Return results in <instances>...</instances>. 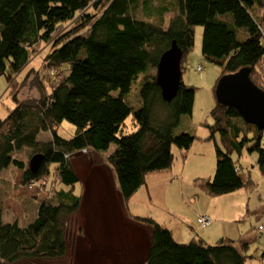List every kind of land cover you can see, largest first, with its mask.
Instances as JSON below:
<instances>
[{
    "label": "trees",
    "instance_id": "trees-1",
    "mask_svg": "<svg viewBox=\"0 0 264 264\" xmlns=\"http://www.w3.org/2000/svg\"><path fill=\"white\" fill-rule=\"evenodd\" d=\"M174 2L164 28L157 0H0V77L15 81L39 43L49 45L47 64L63 74L51 83L50 91L37 82L39 95L29 100L14 94L15 108L0 117V173L12 166L22 171L23 187H41L46 176L52 178L42 190L53 186L39 202L36 218L26 224L1 222L0 197V264L66 257V226L81 207V196L74 193L80 182L71 160L74 153H103L114 145L107 162L126 202L146 184L148 174L171 169L175 148L190 149L198 138L189 120L197 88L183 79L186 58L182 83L170 102L164 101L152 72L173 41L188 57L195 45V27H203L202 55L222 68L221 77L250 68L252 81L264 89V0ZM149 8L154 10L148 20ZM140 9L142 17H137ZM211 118L207 139L219 136L217 165L214 177L202 186L208 196L220 197L247 186L235 155L241 157L247 150L258 156L264 169V132L244 122L236 109L218 103ZM63 121L75 127L70 139L59 134ZM247 130L255 137H248ZM44 132H51L52 140L40 141ZM23 150L43 156L38 172H31L19 157ZM55 175L56 184L65 188L55 187ZM11 189L8 196L19 186ZM141 218L134 220L148 224L151 232L145 264H248L247 244L230 238L214 245L202 239L182 244L166 227Z\"/></svg>",
    "mask_w": 264,
    "mask_h": 264
},
{
    "label": "rangeland",
    "instance_id": "rangeland-1",
    "mask_svg": "<svg viewBox=\"0 0 264 264\" xmlns=\"http://www.w3.org/2000/svg\"><path fill=\"white\" fill-rule=\"evenodd\" d=\"M157 1L159 3V10L157 12L164 14L166 22L165 25H163L164 28H167L170 18L172 17L171 15L173 14L172 10L175 0ZM164 6L168 9H161V7ZM152 10H154V8H149L147 10L148 12L146 11L145 13V15L147 14L146 18L148 20L149 17H152ZM141 13L143 14L142 9H140V13L137 12L135 15H138L137 17H142ZM150 21L154 22V18ZM156 23L160 24V22ZM202 38L203 27H195V45L193 51L185 59V66L187 69L184 71L183 79L189 85L197 88L195 110L192 117H189V120H191L196 134L201 133L203 135H209V129H204L202 123L211 120V111L217 104L214 88L221 77L222 68L203 57ZM48 44L52 43L50 42ZM50 50L49 45L43 43L37 44L32 59L19 77H17L15 80L16 82L13 80L11 83H8L5 77H0V117H4L8 111L15 106V101L12 99L14 94H18L19 98L22 100H29L39 95L40 91L37 82L41 84L44 90L50 91L51 83H54L63 76V74H57L58 72L52 75L54 71L50 68L54 67L44 64V62H47L46 58ZM200 68L201 70H199ZM152 72L157 77V71L152 69ZM59 75H61V77H58ZM27 76L28 78H26ZM134 87H137V85ZM134 94L135 90L133 96ZM129 124L131 125V120H129ZM180 131L181 130H179V133ZM247 132L248 137H255L252 131L247 130ZM59 134L65 139H70L75 134V127L68 121H63ZM38 139L42 142L49 141L50 136L48 133L44 132L39 135ZM212 146L215 148V141L213 140L212 145L206 148L211 149ZM114 150L115 146L113 145L109 151L103 153L87 150L78 151L71 156L74 168L81 181L77 189L74 190L75 194L81 196V207L77 214L70 217L66 226V239H70L68 242H71L69 244V255H66L63 259L44 260L39 263L37 262V264H145L151 240V232L149 227L146 228L142 226V224H137L134 220V216L147 215L140 214L146 212V210L142 208L144 205L148 211V215H151L150 218L152 217L151 219L161 223L168 229L170 226V203L166 205L154 203V205H151L149 199L144 200L145 196H143V192L145 193L149 187L148 184L147 186L144 185L141 187L139 190L141 192L135 196L133 204L131 199L126 202L123 201L119 193L116 175L114 176L113 173H108L107 169H104L111 168L107 162V158ZM31 155L29 150H23V152L19 154V157L28 165L30 159L33 157V155ZM234 157L235 160H237V156L235 155ZM256 162H258V156L255 155L253 159L246 150L244 157L241 158L238 165L240 166L241 164L243 171L248 175L245 179L247 186L243 188L250 187L251 189L256 185L253 190L257 197L258 194H261L262 200L264 201V169L256 165ZM164 172L165 171L157 172V174H164ZM249 172L251 173L250 176ZM21 174L22 171L12 166L0 173V179L5 183L4 185L2 184L3 186H0V197L3 198L1 201L4 204V212H2L1 215L2 223H9L11 222L10 220L18 218L16 221L23 224L25 220L24 213H28L36 201L39 203L46 199L53 191V186L49 188V185L45 190H42V188L45 187L44 183H46L47 180L50 181L52 176H46L42 179L43 183H41V187L35 186L27 188L23 187L19 182ZM257 181L260 182L263 191L258 186ZM58 182V177L55 175V187L57 189L63 188L62 185L56 184ZM18 186V191L8 196L7 189L10 190V188H12L11 190L13 191V187L17 189ZM201 188L203 189V186H201ZM243 194H245V191L235 195L233 200L235 198L238 202H242L240 196ZM140 199L142 201L144 200V202H141ZM26 200H29V202ZM230 200L228 196L227 201ZM257 201L260 202L259 198ZM186 202L189 203L190 208L184 207L185 215L189 216L193 222L191 224V229H189L190 231H185L184 236H182L184 238L176 236V241H182V244H188L192 241V238H196L198 240L202 239L210 245H214L221 238L230 237L222 236L223 233L232 234L237 237L240 231H243L242 228L249 220V217H246L247 212L245 210H242L240 214L241 218L238 219L237 222L228 221V218L224 216L216 217V211L214 210L211 215L213 220L211 227L203 228L198 225L195 214L191 212V210H195L198 218L199 212L197 206L190 200L188 201L186 199ZM201 204H204V200ZM255 206L256 204L250 207L252 208L251 215H254L258 211ZM204 207L205 206L202 208ZM236 217L238 216L232 215L231 219H236ZM220 225L226 227L221 235L215 227ZM177 234L180 235L181 233ZM258 236L256 241L258 244L255 242L257 245H253L248 250V264H264V260H262L261 257V255H264V234L259 233Z\"/></svg>",
    "mask_w": 264,
    "mask_h": 264
},
{
    "label": "crops",
    "instance_id": "crops-1",
    "mask_svg": "<svg viewBox=\"0 0 264 264\" xmlns=\"http://www.w3.org/2000/svg\"><path fill=\"white\" fill-rule=\"evenodd\" d=\"M212 121L213 120L211 118V120L202 123L204 129H208L206 125L212 124ZM197 135L198 138H196L193 145L188 151L184 152L179 150L178 148L174 149L175 150L174 161H173L174 163L170 171L168 172L165 171L164 174L151 173L146 176L145 185L147 186L148 184L150 190L148 187L145 193L143 192L144 194L143 196H145L144 200L149 199L151 201V205H154V203L163 204V205L170 203V226L168 225L169 226L168 229L172 232L175 240H176V236H180L179 238H184L182 236H184L185 231L188 232L190 231L189 229H191V224L193 222L189 216L185 215L184 207L190 208L189 203L186 202V199L188 201L190 200L192 203H195V205L198 208V212H199L198 215L209 214L211 216L212 211L215 210L216 217L224 216L228 218V221L237 222V220L241 218L240 214L242 213V210H245L247 212L246 217H249V220L242 228L243 231H240L237 237L232 234L229 235L228 233H223L224 234L223 235L222 232L225 231L226 228L224 225L215 226V227L216 230L219 231L220 235L222 234V236L224 237L230 236L227 238L239 241L241 244H247L249 245V248H251L253 245L257 243L256 241L257 238L259 237L258 234L260 233L258 232V227L264 224V207H263L264 201L262 200L261 194H258V197L256 196L255 191L253 190L256 187L255 185L251 189L250 187H246L231 195L220 196V197L208 196L205 190H203L204 188L202 189L201 186L202 183L209 181L214 177L215 169L217 165L216 143L219 139L217 138L216 139L217 141L213 140L215 141V148L212 146V148L210 149V148H206L207 146L212 145V140L207 139L208 134L203 135L201 133H197ZM244 154L245 151H243V155L241 157L238 156L237 160L240 161L241 158L244 157ZM250 155L254 159L255 155L252 154ZM255 164L258 165V162H256ZM239 168H240V174L245 181L248 175L243 171V167L241 164ZM104 169H107L108 173H113L115 176L112 167L104 168ZM250 175L251 173L249 172V176ZM80 183L81 181L79 182V184ZM257 183L258 186L263 191L262 187L260 186V182L257 181ZM62 186L63 188H65L64 185ZM242 191H245V194L240 196L242 202H238L237 200H235V198L233 200V197H235V195L241 193ZM140 192L141 191H139L135 196L140 194ZM135 196L131 199L132 204ZM228 196L231 199L230 201H227ZM258 198L260 202L257 201ZM144 200L142 201L140 199L141 202H144ZM203 200H204V204H201ZM38 204L39 203H37L36 201V203L30 209V211L28 213H24L25 220L23 224L33 221L36 218ZM255 204H256L255 208H257L258 211L254 215H251L252 208L250 207ZM203 206L205 207L202 208ZM142 208L145 209L146 212L145 213L139 212V213L148 215V211L146 207L143 205ZM232 215L238 217H236V219H231ZM142 216H146V215H142ZM16 220H18V218L17 219L15 218L14 220H10V221L13 222ZM177 233H181V234L178 235ZM193 239L196 238H192V240ZM181 242L179 241V243Z\"/></svg>",
    "mask_w": 264,
    "mask_h": 264
},
{
    "label": "water",
    "instance_id": "water-1",
    "mask_svg": "<svg viewBox=\"0 0 264 264\" xmlns=\"http://www.w3.org/2000/svg\"><path fill=\"white\" fill-rule=\"evenodd\" d=\"M156 83L164 101L176 97L182 83V52L176 43L161 56ZM215 98L219 105L236 109L244 122L264 132V89L253 83L250 68L220 77ZM42 162L41 154L34 155L29 161L30 171L38 172Z\"/></svg>",
    "mask_w": 264,
    "mask_h": 264
},
{
    "label": "bare ground",
    "instance_id": "bare-ground-1",
    "mask_svg": "<svg viewBox=\"0 0 264 264\" xmlns=\"http://www.w3.org/2000/svg\"><path fill=\"white\" fill-rule=\"evenodd\" d=\"M165 22H166V18H165V20H164V25H165ZM170 22V21H169ZM173 43H176L177 44V42L176 41H173L172 42V44H171V47H172V45H173ZM177 46H178V44H177ZM170 47V48H171ZM169 48V49H170ZM178 48L181 50V52H182V60H184L185 58H187L186 56H185V53L183 52V50L178 46ZM168 49V50H169ZM167 50V51H168ZM166 51V52H167ZM46 64V66H48V64H47V62L45 63ZM50 69H52V71H54V73H52V75H54L55 74V67L54 68H50ZM241 70V69H240ZM239 70V71H240ZM239 71H237V72H239ZM236 72V73H237ZM252 79V78H251ZM254 83V82H253ZM256 85V84H255ZM12 99H13V96H12ZM61 127V126H60ZM60 130V129H59ZM48 134H49V136H50V140H52V133L51 132H48ZM216 137L217 138H219V136H217L216 135ZM263 141V140H262ZM191 148V147H190ZM82 151H84V150H82ZM184 152H186V151H184ZM173 153H174V155H175V150L173 151ZM174 163V162H173ZM173 165V164H172ZM172 168V167H171ZM138 193V192H137ZM136 193V194H137ZM136 194H134V196L136 195ZM133 196V197H134ZM27 202H29V200H26ZM42 201H44V200H42ZM191 212H193L194 214H195V216H196V221H197V223H198V225L199 226H202L203 228H207V226L208 227H210L211 225H212V223H213V220H212V217L209 215V214H202V215H198V218H197V213H196V211L195 210H191ZM203 216V217H202ZM140 217H142V215L140 216H134V218H140ZM147 218H150V216L149 215H146V217H142L141 219H147ZM152 218V217H151ZM157 222V221H156ZM139 222H137V224H138ZM159 225H161V226H163L161 223H159V222H157ZM141 223H139V225H140ZM142 226H145L146 228H148V227H150L148 224H142ZM260 226H264V224H262V225H260ZM259 226V227H260ZM258 227V228H259ZM261 233H263L264 234V232L262 231ZM175 239V238H174ZM67 240V242L68 241H70V239H66ZM198 239H193L192 241H197ZM71 243V242H70ZM69 242H68V251H67V254L66 255H69V244H70ZM150 244H151V240H150ZM189 244V243H188ZM208 244V243H207ZM210 245V244H209ZM149 248H150V245H149V247H148V251H147V257H148V252H149ZM261 257H262V259H264L263 258V256L261 255ZM146 260H147V258H146ZM44 261V260H43ZM40 262H42V261H40Z\"/></svg>",
    "mask_w": 264,
    "mask_h": 264
},
{
    "label": "built area",
    "instance_id": "built-area-1",
    "mask_svg": "<svg viewBox=\"0 0 264 264\" xmlns=\"http://www.w3.org/2000/svg\"><path fill=\"white\" fill-rule=\"evenodd\" d=\"M84 151H86V150H84ZM202 217H203V216H202ZM207 227H208V226H207ZM259 230L264 232V226H260V227H259Z\"/></svg>",
    "mask_w": 264,
    "mask_h": 264
},
{
    "label": "clouds",
    "instance_id": "clouds-1",
    "mask_svg": "<svg viewBox=\"0 0 264 264\" xmlns=\"http://www.w3.org/2000/svg\"><path fill=\"white\" fill-rule=\"evenodd\" d=\"M87 151V150H86Z\"/></svg>",
    "mask_w": 264,
    "mask_h": 264
}]
</instances>
